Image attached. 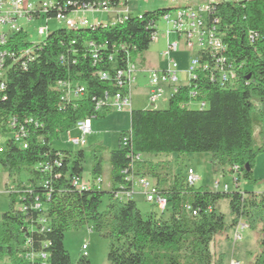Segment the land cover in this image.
<instances>
[{"label":"trees","instance_id":"obj_1","mask_svg":"<svg viewBox=\"0 0 264 264\" xmlns=\"http://www.w3.org/2000/svg\"><path fill=\"white\" fill-rule=\"evenodd\" d=\"M170 11L158 8L114 24L75 31L57 28L41 43L32 44L34 59L26 69L16 67L7 73L0 92V122L8 117L19 123L33 122L25 125L26 148L8 134L1 142L0 167L6 169L11 183L7 186L8 209L0 216V261L43 264L29 254L45 252L46 264H72L63 244L65 232L88 227L109 240V264H224V255H214L211 245L217 235L228 239V230L243 220L248 228L260 232L258 253L248 264H264V192L240 188L241 179L255 182L252 166L257 153L264 152V140L258 145L253 140L254 127L264 136V111L255 113L252 104L254 98L264 102V0L217 1L213 14L220 20L226 52L235 65V81L219 86L216 76L200 73L177 88L166 109L131 110L130 127L120 133L115 149L106 150L101 144L90 149L88 179L98 176L99 189L80 191L71 184L73 177H82L83 147L77 151L53 148V141L76 121L107 116L111 107L104 104L95 110V103L105 93L112 96L116 92L114 70L148 49L155 25ZM249 32L256 35L253 40ZM88 42L97 46L95 58ZM120 44L125 47L119 48ZM7 49H31V43L7 40L0 44V51ZM110 55H115V64L108 60ZM101 71L109 78L101 79ZM60 80L83 85L84 94L64 100L63 92L55 88ZM192 103L195 109L185 107ZM126 134L123 146L121 138ZM191 152L210 153L214 171L236 172V185L226 191L189 186L166 163L134 159ZM105 157L109 164L106 190L101 177ZM138 175L154 181L167 200V216L164 211L144 217L133 197L114 199V193L130 190V176ZM106 194L107 203L100 211ZM220 200L228 202L229 223L217 207ZM36 202L41 204L38 209L33 207ZM186 206L197 214L192 215ZM86 258L81 263H88Z\"/></svg>","mask_w":264,"mask_h":264},{"label":"built area","instance_id":"obj_2","mask_svg":"<svg viewBox=\"0 0 264 264\" xmlns=\"http://www.w3.org/2000/svg\"><path fill=\"white\" fill-rule=\"evenodd\" d=\"M132 0H0V41L10 40L16 42L27 41V33L24 30V24L31 23L34 20L43 18L46 21L45 27L36 29L38 36L42 37L44 32L49 31L47 23L54 20L59 28L67 30H78L79 28H90L100 26L98 16L104 14L109 16L122 17L123 14L132 12L130 2ZM136 1V0H135ZM148 1V0H145ZM163 1H187V8L170 11L162 15L159 19L166 21V35L176 33L179 40L170 43L166 40V48L161 52L160 58L169 64L160 70L149 71V92L147 95L149 107H155V103L164 95L169 98L177 92V88L187 84L190 80H195L200 73L208 74L211 78L216 76L219 86H224L235 81L236 69L232 60L226 52V45L223 41V31L219 29L220 20L214 13V8L219 0H163ZM237 1V0H234ZM243 1V0H239ZM49 14L50 16H46ZM88 16H91L89 18ZM158 25V23H157ZM157 25L156 30L152 32L151 42L158 41ZM256 35L253 32L248 33L249 40H253ZM179 41H182L187 52L191 53L187 67L184 71L183 80L178 75V64L171 57V53L179 49ZM92 57L95 58V50L97 46L93 42L86 44ZM125 46L120 44L119 48ZM31 49H7L6 53H0V92L5 88V80L7 73L12 69L19 67L26 69L28 63L34 59ZM115 55H110L108 60L115 64ZM137 63L129 58L126 59L125 67L116 68L113 72L114 85L117 87L116 92L109 96L105 93L103 99L96 101L95 110H99L104 104H108L112 110L131 111V90L135 84V74L137 72ZM101 79L109 78L108 73L101 71L99 73ZM55 88L63 92L64 100H74L84 94V86L70 80H60L55 83ZM1 94V93H0ZM195 93L191 95L194 96ZM200 107H204V102H199ZM152 108V109H153ZM94 116L87 117L76 121L72 128L75 129L80 137H71L68 133V141L79 147H84L85 137L92 132V119ZM31 119L19 123L14 117H8L5 121L0 122V148L4 135L12 137L15 144L21 148L27 147V130L25 125L32 123ZM127 143V134L122 136L121 144ZM136 160L139 156H135ZM234 171L238 167H234ZM231 176V185L220 184L215 181L212 189L217 191L230 190L236 185L237 175L234 172ZM133 185L130 190L114 193V199L124 200L134 197L136 191L135 184L138 185L139 192L142 194L146 202L153 204L159 212L167 209V200L158 193L156 184L148 177L138 175L130 176ZM185 184L193 186L197 181L193 169L189 168L185 175ZM72 186L78 190H87L90 188H98V176L92 179L83 177H73ZM35 209L41 207L40 203L33 205ZM186 209L191 211L192 215H196L195 210H191L190 206ZM43 221V219H42ZM247 227V224L240 220L233 232V241L237 242L242 238L241 231ZM82 257H87L86 245H82ZM45 255L47 253L40 252L37 255L29 254V258H39L46 264ZM7 259L0 261V264H7ZM231 264H239V261H232Z\"/></svg>","mask_w":264,"mask_h":264},{"label":"rangeland","instance_id":"obj_3","mask_svg":"<svg viewBox=\"0 0 264 264\" xmlns=\"http://www.w3.org/2000/svg\"><path fill=\"white\" fill-rule=\"evenodd\" d=\"M129 5L133 15L141 14L145 11H153L158 8H171V11L177 8V3L163 0H132ZM88 17L91 18V16ZM98 18H101L100 20L103 22L109 21L108 17L104 14L98 16ZM45 25L46 21L43 18L24 24V30L27 33L26 40L32 43L42 41L44 36H38L36 29L39 27H45ZM47 26L49 31H54L59 28V25L54 20H49ZM166 30V21L164 19L158 21V41L151 42L148 49L141 55L131 56V60L137 63L138 69L135 74L136 80L133 87L131 110L150 108L146 99L150 89L148 78L149 71L156 69L160 70L165 68L166 65L169 66L168 63L161 60L160 54L166 48V40L173 43L179 40V36L173 32L167 36ZM182 43V41H179V49L171 53V57H173L174 61L178 64L177 70L179 75L181 72L185 71L189 58L191 57V54L185 50ZM168 101L169 97L164 95V97H161L155 103V107L151 108L166 109ZM252 104L253 111L255 113L264 111V102L254 98L252 99ZM185 107L195 109L196 105L195 103H192L185 105ZM129 127V111L111 110L105 117L92 119V132L85 137V145L83 147V178L87 179L91 177V147L95 144H101L106 148V150L115 149L119 144L120 133L128 130ZM68 133L72 138L80 137V134L72 128L69 132L62 133L58 139L53 141V148L68 151L79 150V146H76L68 141ZM253 140L255 145L260 144L262 140H264V136L258 133L257 127H254L253 129ZM139 158L153 163L158 162L163 166L167 164L171 173L177 176L180 180L183 176L185 177L189 168L193 169L194 174L197 177V181L193 185L194 187H206L212 189L215 181H218L220 184L231 185L230 174H223L222 172L213 170L210 153L208 152L147 154L146 156H141ZM163 170L166 171V169ZM108 173L109 164L105 157L101 172L102 188L105 190L107 189L109 182ZM170 176L171 174L169 177ZM252 178L255 180L253 183L241 179L240 188L245 191L264 192V152H258L255 156L252 166ZM26 179L27 174L23 172L21 180L25 182ZM10 183L11 180L7 177L6 169L0 167V216L8 209L7 186ZM134 189L136 191L134 201L142 216L145 217L150 212H159L153 204L145 201L142 194L138 193L139 188L137 184H135ZM107 199V194L102 197L99 208L100 211L104 210ZM217 207L224 215L225 221L229 223L231 221V215L228 208V202L226 200H220L217 203ZM165 212V216H167L169 214V209H166ZM236 225L228 230V239L225 238L224 234L217 235L210 249L214 255H224V264H231L232 261L234 262L236 260L239 261V264L251 263L258 253L260 232L258 230H251L250 228L245 227L241 231L242 238L239 241L234 242L232 238ZM63 244L65 250L68 252L72 264H109L107 260L109 240L102 237L100 234L91 231L88 227H83L78 230H68L65 232ZM82 245H86V260L88 263H81Z\"/></svg>","mask_w":264,"mask_h":264},{"label":"bare ground","instance_id":"obj_4","mask_svg":"<svg viewBox=\"0 0 264 264\" xmlns=\"http://www.w3.org/2000/svg\"><path fill=\"white\" fill-rule=\"evenodd\" d=\"M170 2L177 3V8L173 9V11L187 8V1H170ZM179 5H181V6H179ZM129 15H132V14L130 12H128V14H123L122 17L111 16V18L109 19L108 22H103V21L100 20V25H106L107 23L108 24H114L116 22L121 21L122 19H125ZM137 16L139 17L140 15H137ZM93 27H95V26H93ZM49 34H50V31L44 32L43 33L44 38H46ZM44 38L42 39V41L44 40ZM5 42H7V40L0 41V44H4ZM29 43H31V42H29ZM39 43H41V41L37 42V43H32V44H39ZM0 53H3V52L0 51ZM100 182H101V179L98 177V186H99Z\"/></svg>","mask_w":264,"mask_h":264},{"label":"crops","instance_id":"obj_5","mask_svg":"<svg viewBox=\"0 0 264 264\" xmlns=\"http://www.w3.org/2000/svg\"><path fill=\"white\" fill-rule=\"evenodd\" d=\"M131 14H132V12H130ZM133 15V14H132ZM133 16H137V15H133ZM111 18V16H109L108 17V19H110ZM191 54V53H190ZM192 55V54H191ZM158 70V69H157ZM179 75V74H178ZM179 78H181L182 80H183V78H184V71L183 72H181L180 73V75H179ZM132 95H133V88H132V90H131V99H132ZM146 99H147V102H148V98L146 97ZM142 156H146V155H142ZM139 191V190H138ZM134 198V197H133Z\"/></svg>","mask_w":264,"mask_h":264}]
</instances>
